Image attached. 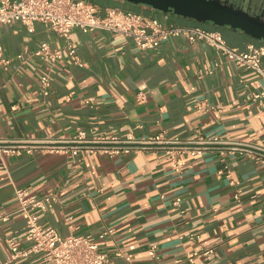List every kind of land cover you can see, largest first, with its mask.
I'll list each match as a JSON object with an SVG mask.
<instances>
[{
	"label": "crops",
	"instance_id": "1",
	"mask_svg": "<svg viewBox=\"0 0 264 264\" xmlns=\"http://www.w3.org/2000/svg\"><path fill=\"white\" fill-rule=\"evenodd\" d=\"M87 1L101 11L116 7L165 24L219 31L237 50L264 43L239 29L146 4ZM0 41L10 59L7 66L0 62V139L2 145L18 142L14 152L0 150V263L46 264L39 253L11 258L7 238L19 248L30 243L14 192L21 187L54 195L33 212L62 236L96 237L111 228V235L97 239L109 264H154L153 245L160 264H264V97L253 98L262 82L256 72L202 40L181 36L141 49L121 33L73 28L70 42L82 65L66 52L55 63L33 54L44 41L65 47L40 21L33 31L21 22L1 24ZM44 73L51 81L48 95L41 92ZM79 129L88 137L159 131L167 138L219 136L253 155L222 159L220 144H213L200 154L179 155L183 164L175 169L163 150L110 156L42 149ZM206 247L214 248L210 257L186 259L187 252Z\"/></svg>",
	"mask_w": 264,
	"mask_h": 264
},
{
	"label": "built area",
	"instance_id": "2",
	"mask_svg": "<svg viewBox=\"0 0 264 264\" xmlns=\"http://www.w3.org/2000/svg\"><path fill=\"white\" fill-rule=\"evenodd\" d=\"M37 21L43 22L65 41L64 48H53L44 41L34 50V55L51 62H62L64 52H66L72 62L79 65L83 64L70 42V32L73 28H79L83 32L105 30L121 33L131 37L141 49L157 47L169 37L181 36L190 42L202 40L220 50L238 66L256 72L262 82L259 85L260 90L253 94V98L259 99L261 102L262 97H264V43L250 42L244 49L237 50L226 43L219 31L209 30L201 26L165 24L158 17L116 7H106L101 11L97 4L87 0H0V25L21 22L26 25L29 31H33ZM2 52L3 47L0 41V62L7 66L10 59L4 57ZM16 57L22 59L23 55L18 53ZM40 83L42 94L48 95L51 89L49 75L42 74ZM225 142L219 136H200L196 139L167 138L164 131H159L148 137H135L131 134L125 137L117 134L88 137L84 130L79 129L72 137L55 141L43 146L42 149L57 153L70 152L74 155L85 152L102 153L110 156L149 149L163 150L169 156L170 164L175 169L183 164V161L178 160L179 155L183 153L200 154L213 144H220L219 154L222 159L226 154L236 152H246L248 155H253L250 149L240 148L236 144L226 145ZM2 143L3 140L0 139V150L5 152H14L18 146V142L10 145H2ZM14 192L19 201L18 211L26 219L24 236L30 243L25 248H19L15 244L14 238H7L12 249L11 258L39 253L46 264L110 263V254L101 248L97 239L111 235V228L105 227L96 237L91 234L62 236L50 224L39 222L37 215L33 212L36 208L45 209L47 203L55 199L52 193L38 196L28 188L21 187H16ZM235 197L238 198V194ZM178 202L179 199L174 201V203ZM6 218V216L1 217L2 220ZM190 236L194 238L196 235L191 234ZM151 250L155 259L154 264H160V257L154 245ZM213 252V247L195 249L187 252L186 259L189 262H194L198 257H210Z\"/></svg>",
	"mask_w": 264,
	"mask_h": 264
},
{
	"label": "water",
	"instance_id": "3",
	"mask_svg": "<svg viewBox=\"0 0 264 264\" xmlns=\"http://www.w3.org/2000/svg\"><path fill=\"white\" fill-rule=\"evenodd\" d=\"M132 4H146L158 10L192 17L197 21H210L239 29L253 38L264 41V21L235 8L228 0H125Z\"/></svg>",
	"mask_w": 264,
	"mask_h": 264
},
{
	"label": "flooded vegetation",
	"instance_id": "4",
	"mask_svg": "<svg viewBox=\"0 0 264 264\" xmlns=\"http://www.w3.org/2000/svg\"><path fill=\"white\" fill-rule=\"evenodd\" d=\"M227 2L264 21V0H228Z\"/></svg>",
	"mask_w": 264,
	"mask_h": 264
}]
</instances>
